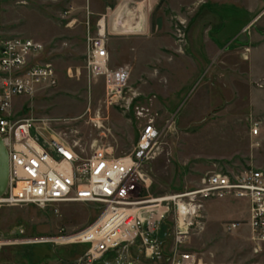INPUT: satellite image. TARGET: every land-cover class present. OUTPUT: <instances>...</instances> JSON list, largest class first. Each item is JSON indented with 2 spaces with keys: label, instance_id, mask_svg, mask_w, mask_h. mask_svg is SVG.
Listing matches in <instances>:
<instances>
[{
  "label": "rangeland",
  "instance_id": "1",
  "mask_svg": "<svg viewBox=\"0 0 264 264\" xmlns=\"http://www.w3.org/2000/svg\"><path fill=\"white\" fill-rule=\"evenodd\" d=\"M156 1L140 12V26L135 3L110 25L111 67L129 68L127 93L133 98L109 104L104 80L90 77L86 60L99 20L119 0H0V37L42 42L39 58L52 63L59 77L55 87L16 97L11 117L46 121V135L77 143L84 156L98 146L130 154L154 120L160 137L147 166L153 183L139 192L143 199L194 189L215 170L264 168V129L252 135L254 123L264 121V0ZM245 206L206 203L205 228L192 231L184 249L210 264L198 250L203 239L208 258L217 247L225 256L233 246L225 223L246 221ZM99 213V204L84 202L63 204L59 211L1 207L0 264H81L90 245L57 238L83 229ZM174 219L173 212L167 223ZM123 255L134 264L128 252Z\"/></svg>",
  "mask_w": 264,
  "mask_h": 264
},
{
  "label": "built area",
  "instance_id": "2",
  "mask_svg": "<svg viewBox=\"0 0 264 264\" xmlns=\"http://www.w3.org/2000/svg\"><path fill=\"white\" fill-rule=\"evenodd\" d=\"M134 3L135 0H119L115 11L99 20L97 34L89 41L86 69L90 77L104 80L109 104L120 103L128 95L133 98L131 91L127 93L129 68L111 67L107 34L115 18L130 14ZM43 50L44 44L32 38L0 37V135L10 161L9 187L0 197V209L34 205L42 210L59 211L63 204L71 202L99 204L100 213L92 223L57 238L65 244L90 245L81 264H126L123 254L138 242L148 257H165L166 264H202L199 253L185 250L183 246L192 231L205 228L202 211L206 203L244 201L248 213L246 221H228L225 230L233 233L248 224L256 243L255 251L261 250L264 168L215 170L194 189L143 199L138 197L139 192L153 183L147 166L155 157L160 137L154 120L143 127L130 154L117 156L112 147L98 146L91 155L84 156L77 143L46 135V121L31 117L13 119L10 109L16 97L33 96L58 84L54 65L39 58ZM262 129L264 121L255 122L252 135H259ZM173 212L175 219L168 224ZM164 225L174 241L170 253L164 251L158 237ZM112 252L116 253L114 262L106 258Z\"/></svg>",
  "mask_w": 264,
  "mask_h": 264
},
{
  "label": "crops",
  "instance_id": "3",
  "mask_svg": "<svg viewBox=\"0 0 264 264\" xmlns=\"http://www.w3.org/2000/svg\"><path fill=\"white\" fill-rule=\"evenodd\" d=\"M156 2H157L156 0H141V1L136 2L137 4L135 5L137 6L134 7V9L136 8L135 9V12H136L135 19H138L137 26H140L141 25L140 23H142L144 19V17L141 16L140 12L144 14L145 10L146 11L151 10L153 6L156 4ZM138 10L139 12L137 13ZM109 54H110V51H109ZM110 62H111V54H110ZM263 62H264V58L262 60V63ZM245 207L247 209V206ZM225 231L226 230L224 228L223 230L224 235L227 233ZM230 234L232 235L231 240H232L233 246L228 251H226L225 256L220 255L222 251H220L219 250L220 248L217 247V248L211 249L210 251L212 253V256L214 257L211 259L208 258L205 255L207 251L203 248L206 245L205 241H202L203 239L198 243L199 245L198 250L202 252L201 254H203L205 259L211 260L210 264H264V243L261 245V250L256 252L255 251L256 243L252 240L251 229L248 224H243L238 230ZM158 237L161 240L164 251L166 253H170L174 248V241L170 236L167 235V227L165 225L162 227V230L159 233ZM246 246L250 248V252L249 253L241 252V249L245 248ZM184 247L185 245L183 246V248ZM128 255L131 257V260L134 264H166L165 257H156V258L148 257L144 252L141 242H138L135 245L131 246L129 248ZM108 257L115 258L116 253L112 252L108 254ZM108 260L111 262L115 261L111 259H108ZM206 264H209V263L206 262Z\"/></svg>",
  "mask_w": 264,
  "mask_h": 264
},
{
  "label": "water",
  "instance_id": "4",
  "mask_svg": "<svg viewBox=\"0 0 264 264\" xmlns=\"http://www.w3.org/2000/svg\"><path fill=\"white\" fill-rule=\"evenodd\" d=\"M10 179L9 153L0 135V197L8 190ZM4 233L0 230V239Z\"/></svg>",
  "mask_w": 264,
  "mask_h": 264
},
{
  "label": "bare ground",
  "instance_id": "5",
  "mask_svg": "<svg viewBox=\"0 0 264 264\" xmlns=\"http://www.w3.org/2000/svg\"><path fill=\"white\" fill-rule=\"evenodd\" d=\"M117 28V27H116ZM116 28H114V29H116ZM118 29V28H117ZM118 30H120V29H118Z\"/></svg>",
  "mask_w": 264,
  "mask_h": 264
},
{
  "label": "flooded vegetation",
  "instance_id": "6",
  "mask_svg": "<svg viewBox=\"0 0 264 264\" xmlns=\"http://www.w3.org/2000/svg\"><path fill=\"white\" fill-rule=\"evenodd\" d=\"M25 242H28V241H25ZM25 242H23V243H25Z\"/></svg>",
  "mask_w": 264,
  "mask_h": 264
}]
</instances>
